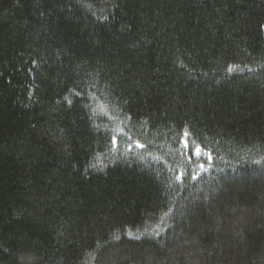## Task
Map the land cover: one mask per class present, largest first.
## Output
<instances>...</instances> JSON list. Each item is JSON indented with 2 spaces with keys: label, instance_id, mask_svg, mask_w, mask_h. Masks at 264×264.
I'll return each instance as SVG.
<instances>
[{
  "label": "trees",
  "instance_id": "16d2710c",
  "mask_svg": "<svg viewBox=\"0 0 264 264\" xmlns=\"http://www.w3.org/2000/svg\"><path fill=\"white\" fill-rule=\"evenodd\" d=\"M0 264H264V0H0Z\"/></svg>",
  "mask_w": 264,
  "mask_h": 264
},
{
  "label": "snow or ice",
  "instance_id": "6c2138e0",
  "mask_svg": "<svg viewBox=\"0 0 264 264\" xmlns=\"http://www.w3.org/2000/svg\"><path fill=\"white\" fill-rule=\"evenodd\" d=\"M249 71H251V70H249ZM113 143H115V140H113ZM130 147H131V146H130ZM136 147H143V145H141V144H137ZM196 151H197V153L200 152L199 147H197ZM208 159L211 160V156H209ZM201 167H203V165H201ZM192 178L195 179V177H192ZM177 179H179V177H178Z\"/></svg>",
  "mask_w": 264,
  "mask_h": 264
}]
</instances>
